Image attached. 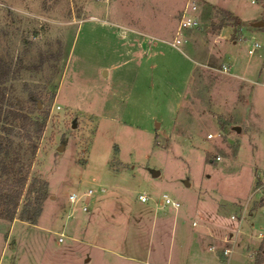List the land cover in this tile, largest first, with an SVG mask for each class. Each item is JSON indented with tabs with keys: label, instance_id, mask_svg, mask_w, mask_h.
I'll return each instance as SVG.
<instances>
[{
	"label": "rangeland",
	"instance_id": "1",
	"mask_svg": "<svg viewBox=\"0 0 264 264\" xmlns=\"http://www.w3.org/2000/svg\"><path fill=\"white\" fill-rule=\"evenodd\" d=\"M186 2L0 0V142L45 187L38 225L20 212L39 189L21 197L12 224L0 220V264H50L47 238H79L103 206L109 217L129 204L132 219L141 193L150 216L172 219V206L156 208L163 193L188 221L197 209H225L235 227L220 255L254 248V264L264 249V0H199V25L178 52L160 40L172 44ZM145 34L154 50L141 58L133 39ZM252 41L260 49L250 56ZM145 107L149 129L139 123ZM86 187L95 190L89 210L69 216V193Z\"/></svg>",
	"mask_w": 264,
	"mask_h": 264
},
{
	"label": "crops",
	"instance_id": "2",
	"mask_svg": "<svg viewBox=\"0 0 264 264\" xmlns=\"http://www.w3.org/2000/svg\"><path fill=\"white\" fill-rule=\"evenodd\" d=\"M221 29L223 32L224 27L222 26ZM195 35L200 36L199 33ZM144 36L148 39L147 42L139 36L133 39L135 42L133 46L140 53L141 58L149 56L154 50L155 37L149 34ZM160 41L178 52H182L181 46L187 44L186 39L179 47L171 45L170 40ZM160 47L156 45L155 49ZM106 69L108 75L109 69ZM191 71L189 68L187 73L190 74ZM142 115L143 120L139 123L146 124L149 129L152 113L145 107L141 109L140 116ZM99 200L101 199L97 202ZM139 203L140 211L132 217L133 220L130 218L133 216V207L129 204L114 206L109 211V217L102 215L103 206L96 211L97 216L91 215L88 219L93 225L89 222L84 224L79 238L67 236L63 231L57 233L55 237L47 238L46 246L51 249L50 264H66L69 256L78 259L80 264H233V262L237 264V262L241 263V260L242 264H252L251 255L254 248H250L251 253L248 254L236 251L225 257L219 253L220 242L226 239V235L230 234V229L234 226L230 215L229 220L225 218V209L214 207L211 212L197 209L188 221L176 215L179 207L173 208L174 215L172 219H168L166 212L161 215L153 212L154 215L150 216L152 208H148L146 203ZM155 204L156 208L165 207ZM0 220L10 224L14 222L1 218ZM37 221L39 222V218ZM38 222L33 225H38ZM86 225H90L92 230H86ZM60 233L65 235V240L63 239L62 242H58ZM262 236L260 233V237ZM260 242L252 241V244L254 246Z\"/></svg>",
	"mask_w": 264,
	"mask_h": 264
},
{
	"label": "trees",
	"instance_id": "3",
	"mask_svg": "<svg viewBox=\"0 0 264 264\" xmlns=\"http://www.w3.org/2000/svg\"><path fill=\"white\" fill-rule=\"evenodd\" d=\"M226 19L229 20L235 29L239 28L241 20L239 17L232 15L229 11L224 10ZM222 25L217 28H221ZM6 70L3 69V75H6ZM3 83L0 78V102H2L1 84ZM1 116V108H0ZM7 145H3L0 142V218L7 221H12L16 215V210L18 208L19 201L22 196L31 194L34 189H39V195L36 198L32 207H27L22 209L20 212V219L25 220L31 224H35L41 214V202L45 195V187L42 184L40 188L37 187L39 182L37 179H32L28 181V172L22 173V167L18 166L19 156L17 152H12ZM11 157L10 162H5L3 157ZM264 261V249L259 247L255 254L254 264H261Z\"/></svg>",
	"mask_w": 264,
	"mask_h": 264
},
{
	"label": "built area",
	"instance_id": "4",
	"mask_svg": "<svg viewBox=\"0 0 264 264\" xmlns=\"http://www.w3.org/2000/svg\"><path fill=\"white\" fill-rule=\"evenodd\" d=\"M199 0H187L185 7L181 13V16L178 21V25L176 28V32L172 41L174 47H179L185 39H182L183 32L188 29H195L199 25L198 16L196 15V11L198 10L197 3ZM260 49V44L257 41H252L247 46V54L250 56L255 55L257 51ZM231 69V65L222 64L221 70L223 72L229 73ZM212 136L211 134L209 135ZM94 189L91 187H86L83 190H73L68 195V201L71 212H69V216H72V211L74 209H80L82 212H87L90 208V205L95 198ZM150 199V197L146 193H141L138 195V201L141 203H145ZM160 204L162 206L170 205L174 209L179 207V203L173 199H171L167 194L163 193L160 198ZM63 241V236L60 235L58 237V242ZM230 253V249L226 248L223 251V254L228 255Z\"/></svg>",
	"mask_w": 264,
	"mask_h": 264
},
{
	"label": "water",
	"instance_id": "5",
	"mask_svg": "<svg viewBox=\"0 0 264 264\" xmlns=\"http://www.w3.org/2000/svg\"><path fill=\"white\" fill-rule=\"evenodd\" d=\"M259 24H262V22L261 23H259ZM159 174V172L158 171H153V176H157Z\"/></svg>",
	"mask_w": 264,
	"mask_h": 264
}]
</instances>
